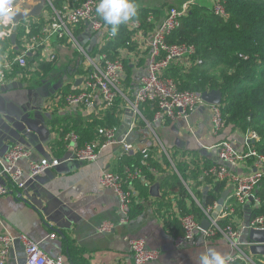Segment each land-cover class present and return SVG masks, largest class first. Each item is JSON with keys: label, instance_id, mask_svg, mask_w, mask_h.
Segmentation results:
<instances>
[{"label": "trees", "instance_id": "16d2710c", "mask_svg": "<svg viewBox=\"0 0 264 264\" xmlns=\"http://www.w3.org/2000/svg\"><path fill=\"white\" fill-rule=\"evenodd\" d=\"M52 1L56 6H60L67 0ZM69 1L73 4H80L83 0ZM139 1L135 0V2ZM218 1L225 7L226 17L216 15L210 7L197 1L188 5L185 14L180 19L179 26L171 33L168 40L171 43L193 44L196 47V53L192 56L190 65L185 66L180 61L174 62L168 67L165 74L176 79L182 89L200 92L220 90L223 98L221 109L225 120L224 128L231 126L233 130H239L244 135L249 131H256L259 138L252 141V144L259 153L264 154V0ZM151 4L148 2L140 4L137 7V15L127 24L120 26L116 37L108 40L104 45H101L100 42L95 44L90 53L95 57H100L105 53L109 58H114L122 48L134 50L136 43L131 42V39L138 29L132 27L133 21L140 22L143 32H153L162 23L169 9ZM47 23L48 20L43 15L30 17L19 22L15 43H12L8 37L0 38V57H2L0 58V68L5 69L6 82L19 78L25 83L27 80L34 79L32 76L35 75L39 78L45 77L47 80L51 78L48 75L53 63L42 56V46L25 53L28 60L26 68H21L14 62V59L24 51V44L31 41L33 37L42 34ZM87 27L88 24L81 21L72 28V32L75 37L81 39ZM63 40L71 44L68 38ZM76 52L80 53L77 49ZM197 59H201L202 63L197 62ZM6 61L11 63L9 69H6ZM147 61L148 54L143 66L147 64ZM124 64L127 73L126 85L134 89L138 80L135 71V65L138 62L132 64L126 60ZM72 69L74 81L63 86L60 85L58 88L52 85L54 95L52 93L49 96H42L43 99L47 97L45 103H48L47 109L51 112L48 114L46 122L51 130L57 133V138L51 144L56 157L59 158L66 153V136L68 134L76 133L79 137V145L82 146L86 142L96 140L99 137L100 128L120 126L123 122L124 108L121 97L117 98L112 107L104 108L100 112L90 115L83 114L84 108H81L82 110H78V107L70 109L67 96L80 91V85L75 84L76 80L81 76H86L89 71L83 61L80 63L78 59L72 65ZM26 87L32 90L38 88L34 85H26ZM133 92L134 90H131V93ZM41 106L43 103L40 106L38 104V109ZM141 111L148 121H153L155 109L152 104H144ZM168 123L171 122L161 124ZM138 126L144 128L146 122L141 120ZM179 152L175 151L170 154L175 167H172L173 164L165 152L159 149H151L147 159H144L141 151L134 154L123 153L118 158L117 169L114 170L122 172L125 166H131L134 169L141 168L143 176L133 183L134 189L141 197L149 196V188L158 179H161L162 196L156 200L166 221L169 225H174L176 236L184 233L182 216L192 214L200 225L207 218L198 200L202 203L205 199L204 207L214 206L222 194L227 191L226 180L209 175L203 176V169L218 164V160L215 161L211 156L202 154L200 150H190V152L184 150L178 156ZM189 153L193 156L192 160L187 161L182 158ZM154 169L158 173H164L163 176H158ZM201 176L203 177L201 178ZM142 179H146L148 182L144 183L141 181ZM205 188H208L206 194L204 193ZM227 199L234 202L232 191L228 194ZM132 207L133 203L130 217L136 210ZM139 207L141 206L139 205ZM235 211L238 217H235L233 213L226 214L219 219L220 224L225 226L232 223L235 227H239L242 223L241 218H244L248 213L251 214L252 219L264 215V177L256 186L253 198L249 197L247 204L237 206ZM218 236L222 237L219 233L212 237ZM257 258L259 264H264L263 256H257ZM229 264L245 263L241 259H235Z\"/></svg>", "mask_w": 264, "mask_h": 264}, {"label": "crops", "instance_id": "0c3cea01", "mask_svg": "<svg viewBox=\"0 0 264 264\" xmlns=\"http://www.w3.org/2000/svg\"><path fill=\"white\" fill-rule=\"evenodd\" d=\"M29 1L31 0H22L18 4H26ZM187 1L140 0L135 3L137 7L148 2L153 6L169 8L171 4L181 5ZM195 1L208 6L204 0ZM43 11L41 15L48 20L52 14L51 9L45 15ZM88 33H91L90 37H87ZM95 36L88 26L82 38H87L86 45L93 48L96 44L93 42ZM47 46L48 49L44 54L42 53V56L46 57V54L51 51L55 53L57 58L52 62V68L70 75L68 79L63 77L52 85L58 88L60 85L74 81L72 65L78 59L74 55L75 46L65 40L54 38L48 42ZM143 57L147 58V54L144 53ZM136 69L137 65H135V71ZM145 69L146 65L140 68L141 74L136 72L137 76L142 75ZM48 76L59 78L62 75L50 70ZM46 80H43L45 82L43 85L38 82L36 86L38 88L32 90L26 85L37 84V80L27 84L15 78L7 83L18 81L23 84L22 87L5 92L0 90V157L4 156L15 143H22L29 147L32 151L31 159L56 157L51 143L57 138V133L53 132L46 122L51 112L47 109L48 103H45L47 97L44 99L42 97L52 94L47 90ZM42 103L43 106L38 109V104L40 106ZM69 107L71 110L77 108L71 105ZM78 110L82 109L78 107ZM101 110L103 109H98L93 113ZM83 112L84 115H90L84 110ZM154 125V132L138 126V122L134 125L137 137L133 145L138 151L149 141L153 143L152 149L162 150L163 147L164 151L168 150L170 154L180 151L178 156L184 150L189 152L190 150H202L224 139L232 140L239 148L244 147V133L241 131L233 130L231 126L220 131L214 130L211 108L207 103L199 106L185 119ZM69 141L68 138L66 140L67 151L65 149L66 153L62 157L69 154ZM123 153L125 152L121 146H109L101 150L99 157L94 161H64L59 166L47 169L33 179H28L26 188H11L8 194L0 197V233L27 234L47 254L55 257L62 256L64 264H134V255L125 236L142 237L148 248L159 251V257L146 264H198L199 255L208 248H215L226 255L233 253L225 238L207 237L206 230L203 228L186 244L176 246V229L173 224L169 225L166 217L160 212L159 203L156 200L159 197L151 195V187L149 196L141 197L135 190L132 208L136 210L128 222H122L119 197L113 189L101 187L100 176L105 169L113 171L117 169L118 158ZM212 154L213 160H218L216 153ZM186 157L193 158L190 153L182 158ZM20 165L28 171L27 159H21ZM243 165L238 167V171L246 173L249 168ZM157 174L163 176L164 173L157 172ZM159 180L161 181V179L157 181ZM141 181L148 182L146 179ZM232 190L233 186L227 187L229 193ZM19 194L24 197L20 198ZM26 201H31L33 206ZM246 216L247 214L241 218L240 226L245 225ZM235 217H238L237 214ZM105 222L112 223L114 227L109 232H100L99 227ZM248 233V230H243L244 239H247ZM53 234L55 237H52ZM244 247L249 249L250 245ZM246 253H250V249ZM24 262V248L21 243H17L15 252L11 253L7 264H24Z\"/></svg>", "mask_w": 264, "mask_h": 264}, {"label": "built area", "instance_id": "2783aa9c", "mask_svg": "<svg viewBox=\"0 0 264 264\" xmlns=\"http://www.w3.org/2000/svg\"><path fill=\"white\" fill-rule=\"evenodd\" d=\"M20 0H9L11 15L8 18L0 19V38L9 37L12 33V15L15 5ZM195 0H188L180 6H170L166 12L162 23L153 32L145 33L141 29L140 22L133 21L132 27L138 29L132 36L131 42H136L135 50L122 48L114 58H109L105 53L100 57L91 56L86 45L75 37L72 28L81 21H85L93 34L97 36L96 44L100 42L104 45L108 40H112L111 31L108 25L96 15L95 9L99 0H83L80 4H73L67 0L60 6H56L49 0L51 15L47 25L43 28L42 34L33 37L25 46V53L33 51L42 46V53L48 49V42L54 38L63 40L68 38L75 48L84 56L83 64L89 70L86 76H81L80 91L70 93L67 102L71 106L84 108V111L91 114L98 109L112 107L118 97H121L124 108L122 120L128 117L130 111L133 112L132 126L140 119L151 126L141 109L144 104H152L155 114L152 122H172L177 119H185L188 114L204 103L210 105L212 111V126L215 131H220L225 122L221 110V104L208 103L203 98V92L182 89L176 79L165 74L168 67L174 62H182L190 65L192 56L196 53V47L187 43H171L168 38L179 26L181 17L185 14L188 5ZM210 9L221 17H226L225 7L218 0ZM142 47L149 48L146 69L138 77L137 86L132 89L126 87V68L124 62L129 60L136 64L140 58L139 50ZM25 53L14 59L20 67L27 66ZM141 54V55H140ZM143 57V55H142ZM56 54L52 51L46 54V60L54 62ZM197 62L202 63L201 59ZM11 63L6 61V69ZM6 83V72L0 68V87ZM131 90H134L131 93ZM123 123V122H122ZM132 128V127H131ZM120 126L102 127L99 129V137L93 142H86L80 146L78 135L70 133L66 139H71L68 152L64 157L31 159L32 151L22 143H15L9 151L0 157V197L9 193L11 188H26L28 179H33L46 169L56 167L64 161L76 160L80 162H91L99 157L101 150L109 146H121L126 153H135L138 150L133 144L127 142L128 133L118 138ZM259 138L256 131H249L243 137L244 147L239 148L232 140H222L215 145L205 147L208 151L216 153L218 164H213L203 169V176L209 175L217 179L226 180L227 187L233 186L232 197L227 199L221 207L217 217L212 215L214 206L204 207L198 200L199 205L204 209L207 218L212 222V229L205 231L206 235L216 232L223 234L230 242V248L236 255L230 254L231 261L240 258L245 264H259L250 253L242 249V242L239 240L240 232L234 230L231 224L221 227L219 219L226 214L233 213L237 206L247 204L249 197L254 193L256 186L264 177V154L258 152L251 141ZM152 142H147L140 149L144 159L149 157V149ZM171 163L174 165L168 150L164 151ZM21 159L28 160V171L20 165ZM192 158L186 157L185 160ZM251 160V162H249ZM243 164L249 168L248 172L238 171V167ZM243 165V166H245ZM141 174L139 168L125 166L122 172L103 170L100 185L102 188L113 189L119 197V211L122 215V222L130 220L131 205L136 191L133 183ZM201 176V178L203 177ZM184 233L175 236V244L180 247L192 239L197 230L201 229L200 223L194 215L187 214L181 217ZM114 225L105 222L99 227L100 232H109ZM250 227L264 229V216H258L251 220ZM55 237V234L52 235ZM134 252L135 264H145L150 260L157 259L159 252L149 249L146 241L142 237L125 236ZM235 241V245L233 242ZM21 243L24 248V264H64L62 256H51L47 254L40 245L27 234L0 233V264H7L11 253L15 252V246ZM229 262V263H230Z\"/></svg>", "mask_w": 264, "mask_h": 264}, {"label": "water", "instance_id": "95a60500", "mask_svg": "<svg viewBox=\"0 0 264 264\" xmlns=\"http://www.w3.org/2000/svg\"><path fill=\"white\" fill-rule=\"evenodd\" d=\"M47 2L48 0H31L29 2H27L26 4H18L17 7L15 8V11L12 15V21H13V27H12V33L10 35V39L12 41V43L16 42V31H17V27L18 24L21 20L24 19H28L30 17H39L42 14L43 9L47 6ZM91 33H88L87 37H90ZM96 38L93 39V42L97 41V36H95ZM82 44L86 45L87 42V38L80 39ZM87 50L90 52L92 47L91 46H87L86 45ZM1 58V57H0ZM81 78L76 80V85H79L81 83ZM22 83H19L18 81H13L10 83H6L4 85H2L0 87V90L5 92L8 90H12V89H16L17 87H22ZM203 98L205 101H207L208 103H215V104H221L222 103V93L220 90H211V91H205L203 92ZM129 116L132 117L133 116V112L130 111L129 112ZM132 120L131 118L126 117L125 120L123 121V123L120 125V133H125L128 131L130 124H131ZM30 130V129H28ZM136 138V134L133 130H131L129 132L128 135V142L132 143L134 141V139ZM202 154L205 155H211L208 153V150L206 148H203L201 150ZM160 186H161V181H157L156 183H154L151 188H150V193L153 197H161V191H160ZM208 192V188L204 189V193L206 194ZM229 194V191H225L221 198L218 200V205L216 207V209L213 212V216L217 217L219 214V211L221 210L222 205L224 204L227 196ZM20 198H23L24 196L22 194H19ZM29 205L33 206V203L31 201H26ZM203 205H206V201L205 199L203 200ZM40 213H42L40 211ZM250 215L246 216V222L245 225L246 227L250 226ZM210 225V220L208 218L204 219L201 222V227L203 229H207ZM247 240H250L252 242V244L250 245L249 249H250V253L252 255H256V256H263L264 257V229H256V228H250L249 229V233L247 236Z\"/></svg>", "mask_w": 264, "mask_h": 264}, {"label": "clouds", "instance_id": "9594fccd", "mask_svg": "<svg viewBox=\"0 0 264 264\" xmlns=\"http://www.w3.org/2000/svg\"><path fill=\"white\" fill-rule=\"evenodd\" d=\"M9 0H0V19L11 15ZM135 0H99L96 5V15L110 26L111 36L116 37L120 26L127 24L137 15ZM235 245V241L233 242ZM231 257L223 252L208 248L198 257V264H229Z\"/></svg>", "mask_w": 264, "mask_h": 264}, {"label": "rangeland", "instance_id": "374dc122", "mask_svg": "<svg viewBox=\"0 0 264 264\" xmlns=\"http://www.w3.org/2000/svg\"><path fill=\"white\" fill-rule=\"evenodd\" d=\"M20 1H22V0H20ZM19 1V2H20ZM205 1V3L207 4L208 3V7H213L214 6V4H215V1L216 0H204ZM18 2V3H19ZM53 2V1H52ZM17 3V4H18ZM175 6L176 5H179L178 3H175L174 4ZM173 4H171V5H169L168 7H170V6H174ZM167 6V5H166ZM17 7V5H15V8ZM14 8V9H15ZM50 4H49V0H48V2H47V6L43 9L44 11H43V14L45 15V14H47V13H49L50 12ZM15 11V10H14ZM13 27V26H12ZM138 32V31H137ZM11 35V34H10ZM8 38H10V36L8 37ZM136 43V42H135ZM136 47H137V44H136ZM136 47L134 48V50L136 49ZM148 50H149V48H146V47H142L140 50H139V53H141L142 55L144 54V53H146V54H149V52H148ZM25 53V50L20 54V55H22V54H24ZM75 56H77V58H78V60H79V62L80 63H82V61L84 62V56L82 55V54H80V53H75L74 54ZM91 56H93L94 57V55H92L91 54ZM82 57V58H81ZM44 58H46V57H44ZM145 64V57H142V58H140V60L138 61V64H137V69H136V72H138V73H140L141 74V71H140V68H142L143 67V65ZM27 66H28V60H27ZM26 66V67H27ZM26 67H21V68H26ZM70 68V67H69ZM52 70V72L53 73H60V75H62V76H60L59 78H57V77H51V78H49L48 80H46V79H44V78H39L37 75H35V76H32L34 79H37V81H36V83L37 84H35V83H33L34 82V79H31V80H27V81H25V83H27V84H31V83H33V85L34 86H37L38 85V82H40V81H42L41 82V85H43L45 82L42 80V79H44V80H46V83H48V88H47V90L49 91V93H53V89H52V84H54V83H56V79H59V80H61V79H63V77H66L67 79L70 77V75L69 74H64V73H62V72H60L58 69H56V68H52L51 69ZM143 73V72H142ZM59 75V74H58ZM7 83V82H6ZM5 83V84H6ZM126 87H127V85H126ZM53 95H54V93H53ZM69 106V105H68ZM155 126V125H154ZM154 126H151V127H147V126H145L144 128L145 129H147L149 132L150 131H153L154 132V130H155V127ZM155 136V135H154ZM158 146L161 148V146H160V144L158 143ZM161 150V149H160ZM162 150L164 151V148L162 147ZM161 150V151H162ZM201 151V150H200ZM208 153L209 154H211V155H208V156H213V152H210V151H208ZM190 161V160H189ZM172 167H174V166H172ZM248 172V171H247ZM242 249H244L246 252H249V249L247 248V247H242ZM254 258L257 260L258 258H257V256L256 255H254Z\"/></svg>", "mask_w": 264, "mask_h": 264}, {"label": "bare ground", "instance_id": "6f19581e", "mask_svg": "<svg viewBox=\"0 0 264 264\" xmlns=\"http://www.w3.org/2000/svg\"><path fill=\"white\" fill-rule=\"evenodd\" d=\"M199 108V107H198ZM197 108V109H198ZM197 109H195L194 111H192V112H190L189 114H188V116L187 117H189L190 116V114L191 113H193V112H195ZM222 110V109H221ZM223 114V113H222ZM128 115H129V113H128ZM133 116H134V114H133ZM133 116L132 117H130V116H128V118H131V120H132V118H133ZM211 117H212V111H211ZM181 119V118H180ZM224 119V118H223ZM142 119H140L139 121H138V123L141 121ZM178 120V119H177ZM174 121H176V120H174ZM150 122V121H149ZM173 122V121H172ZM224 122H225V120H224ZM137 123V122H136ZM151 126H153V124H155V123H163V122H152L151 121ZM146 126L147 127H151V126H148L147 124H146ZM132 127V128H131ZM224 127H225V125H224ZM224 127H222L220 130H223V128ZM131 130H133L134 131V126H132V122H131V124H130V127H129V129H128V131L127 132H125V133H128V135H129V132L131 131ZM135 132V131H134ZM124 133V134H125ZM136 134V133H135ZM245 136V135H244ZM121 137H123V133H118V138H121ZM137 137V136H136ZM127 139H128V136H127ZM136 139V138H135ZM78 140H79V137H78ZM135 141V140H134ZM127 142H128V140H127ZM150 142V141H149ZM72 143V140L70 139V141H69V145ZM128 143H130V142H128ZM251 144H252V141L250 142ZM78 144H79V141H78ZM131 144H133V142L131 143ZM81 146V145H80ZM154 146H153V143H152V145H151V147H150V149H149V151L153 148ZM125 154H130V153H126L125 152ZM131 154H134V153H131ZM80 162V161H79ZM59 166V165H58ZM57 167V166H56ZM51 168H54V167H51ZM137 168H139V167H137ZM137 168H135V169H137ZM48 169H50V168H48ZM140 170H141V168H139ZM176 169V168H175ZM47 170V169H46ZM45 170V171H46ZM105 170H110V169H105ZM44 171V172H45ZM110 171H113V170H110ZM103 172V171H102ZM40 175V174H39ZM102 175V174H101ZM141 176H143L142 175V170H141V174H140V176H139V178H141ZM100 178H101V176H100ZM137 179V178H136ZM250 198H253V194L250 196ZM246 205V204H245ZM235 212L236 211H234L233 212V214H235ZM248 215H250V219H249V222H251V220H253L252 218H251V214L250 213H248L247 214V216ZM259 216H264V215H259ZM256 217H258V216H256ZM255 217V218H256ZM209 219V218H208ZM210 220V219H209ZM229 224H231L232 226H233V228H234V230H237L238 232H240V238H239V240L242 242V247H244L245 245H251L252 244V242L250 241V240H247V239H244V237H243V230L245 229V230H248L249 231V229L251 228L250 226L249 227H246V225H244V226H239V227H235L232 223H229ZM229 224H227V225H229ZM227 225H225V226H227ZM225 226H222L221 225V227H225ZM212 227H213V225H212V222H211V220H210V225H209V227L207 228V229H204V230H210V229H212ZM202 228V227H201ZM253 228V227H252ZM182 229H183V227H182ZM257 229V228H256ZM184 230V229H183ZM201 229H199V230H197L196 231V233H195V235L197 234V232H199ZM217 233H219V234H221L222 235V237L223 238H225L224 236H223V234L222 233H220V232H216V233H213V234H211V235H206L207 237L208 236H213V235H215V234H217ZM183 234V233H182ZM195 235H194V237H195ZM193 237V238H194ZM192 238V239H193ZM226 240H227V242L229 243V245H230V242H229V240L227 239V238H225ZM191 240V239H190ZM129 243V242H128ZM130 245V244H129ZM146 246H147V244H146ZM130 248H131V246H130ZM150 249V248H149ZM132 250V249H131ZM153 250V249H152ZM244 250V249H243ZM156 251H158V250H156ZM245 251V250H244ZM159 252V251H158ZM132 253H133V255H134V252H133V250H132ZM233 255H236V252H234L233 251V253H232ZM230 255V254H229ZM134 259H135V256H134ZM237 259H240V258H237ZM155 260V259H154ZM151 261V260H150ZM149 262V261H148ZM147 263V262H146ZM145 263V264H146ZM134 264H135V262H134Z\"/></svg>", "mask_w": 264, "mask_h": 264}]
</instances>
